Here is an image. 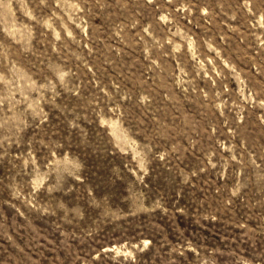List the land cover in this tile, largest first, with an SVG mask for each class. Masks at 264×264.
<instances>
[{
    "label": "rangeland",
    "instance_id": "1",
    "mask_svg": "<svg viewBox=\"0 0 264 264\" xmlns=\"http://www.w3.org/2000/svg\"><path fill=\"white\" fill-rule=\"evenodd\" d=\"M0 264H264V0H0Z\"/></svg>",
    "mask_w": 264,
    "mask_h": 264
}]
</instances>
